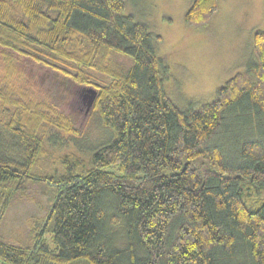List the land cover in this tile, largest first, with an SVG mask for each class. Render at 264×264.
I'll list each match as a JSON object with an SVG mask.
<instances>
[{
	"label": "trees",
	"instance_id": "1",
	"mask_svg": "<svg viewBox=\"0 0 264 264\" xmlns=\"http://www.w3.org/2000/svg\"><path fill=\"white\" fill-rule=\"evenodd\" d=\"M124 9L0 0V224L32 186L51 191L28 243L0 236V264H264V32L246 70L211 102L182 109L165 92L151 33ZM217 9L192 0L185 21L204 25ZM21 58L95 90L92 111L113 136L88 161L49 151L52 128L79 131L19 83ZM254 131L262 138H243Z\"/></svg>",
	"mask_w": 264,
	"mask_h": 264
},
{
	"label": "rangeland",
	"instance_id": "2",
	"mask_svg": "<svg viewBox=\"0 0 264 264\" xmlns=\"http://www.w3.org/2000/svg\"><path fill=\"white\" fill-rule=\"evenodd\" d=\"M191 3L192 0H125L123 12L143 23L151 33L158 60L168 66L167 78L163 81L165 92L182 109L211 102L226 80L246 70L254 59V34L264 32V0H218V9L211 20L200 26L185 21ZM18 68L19 83L66 114L79 131L75 136L52 128L47 135V145L54 155L74 151L88 161L91 151L113 136L99 114L92 111L95 94L92 87L80 85L29 58L19 59ZM243 138L262 136L254 131ZM219 140L221 134L218 133L213 141ZM222 144L226 146L228 160L235 159L234 144ZM48 164L46 159L44 168ZM32 188L28 197L17 198L7 210L0 224L1 237L14 243H28L31 239L34 223L46 212L51 196L44 185ZM114 232L119 237L122 228L116 226ZM46 237L50 243L49 235ZM118 237L117 244L121 245L123 239ZM239 259L238 264H247L245 258Z\"/></svg>",
	"mask_w": 264,
	"mask_h": 264
}]
</instances>
